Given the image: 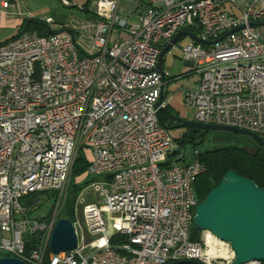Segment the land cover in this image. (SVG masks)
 <instances>
[{
  "label": "built area",
  "instance_id": "obj_1",
  "mask_svg": "<svg viewBox=\"0 0 264 264\" xmlns=\"http://www.w3.org/2000/svg\"><path fill=\"white\" fill-rule=\"evenodd\" d=\"M90 2L88 14L47 36L28 31L0 42V254L44 264L56 220L30 217L20 200L34 193L59 199L85 146L87 173L99 177L83 188L99 199L79 197L91 239L82 242L72 222L76 247L49 250L47 264H230L228 242L208 230L190 239L198 203L193 183L204 166L179 162L178 154L167 158L178 149L158 121L163 103L155 104L167 75L158 72V55L178 31L190 32L181 52L198 75L197 86L183 90L193 120L264 141V0ZM32 200L34 206L40 199ZM33 233L38 244L24 255L23 237ZM115 234L127 241L111 244Z\"/></svg>",
  "mask_w": 264,
  "mask_h": 264
},
{
  "label": "water",
  "instance_id": "obj_2",
  "mask_svg": "<svg viewBox=\"0 0 264 264\" xmlns=\"http://www.w3.org/2000/svg\"><path fill=\"white\" fill-rule=\"evenodd\" d=\"M242 25L233 28L227 33L238 30ZM186 31L176 33L158 55L157 69L164 76L162 58L164 53ZM188 35V34H187ZM196 40L200 41L199 38ZM213 42V41H212ZM212 42H202L204 44ZM191 63V62H190ZM162 92V91H161ZM162 94H160L156 106L160 107ZM168 130L193 127L205 130L231 131L248 136L256 144L264 149V141L253 132L228 125L203 123L193 119L179 118V122L173 125L161 124ZM179 153L174 150L167 155L172 158ZM195 231L208 230L217 238L228 242L234 252V258L230 264H243L257 259L264 260V185L258 186L249 178L242 177L232 170H228L222 176L220 182L215 185L206 196L194 207L192 222ZM77 245V236L71 220L58 218L52 229L48 248L50 252L57 254L69 251ZM0 264H25L15 256H1ZM166 264H203L196 260L181 259L170 261Z\"/></svg>",
  "mask_w": 264,
  "mask_h": 264
},
{
  "label": "trees",
  "instance_id": "obj_3",
  "mask_svg": "<svg viewBox=\"0 0 264 264\" xmlns=\"http://www.w3.org/2000/svg\"><path fill=\"white\" fill-rule=\"evenodd\" d=\"M90 0H86L83 3V12L88 14V4ZM36 32L39 35L47 36L50 32L54 31L44 20L39 18H24L21 24L17 27L16 31L12 36L7 39L14 38L24 32ZM165 47V46H164ZM164 95L162 96V100ZM158 121L160 125L162 123L166 125H173L179 122V116L176 110L172 107L169 109L165 105L160 108L157 113ZM178 129V128H177ZM183 129L177 136H173L168 130L174 141L177 144V149L179 151L177 156V161L188 162L192 159L197 160L204 166V171L201 172L195 179L193 183V188L196 193L198 202L201 201L206 194L217 185L222 176L228 170H232L238 175L249 178L254 181L258 186L264 185V157L261 155L264 149L258 144L255 152H249L243 148L237 147L235 145H224V146H209L208 133L214 130L198 129L193 127L179 128ZM190 149L191 153L187 151ZM91 159V152L88 147L80 146L76 152L75 158L73 160L70 172V182L68 186V192L65 202L61 209L62 218H67L73 220V205L75 199V193L80 191L83 187L88 185L98 178L96 176L92 177L88 175L87 168ZM171 159L163 162L164 164H170ZM38 194H28L23 196V199L30 200L29 204H32V199ZM48 197H52L47 194ZM39 206V205H37ZM32 207H36V204ZM44 217H39L44 220ZM200 231H195L192 228L191 240H197ZM39 234H25L23 237V253L28 255L34 246L38 244ZM127 241V237L120 234H115L110 238L111 244H120ZM49 248L47 246L43 263L47 264V255ZM1 256H10L8 253H1ZM27 264V263H26ZM264 264V260H263Z\"/></svg>",
  "mask_w": 264,
  "mask_h": 264
},
{
  "label": "rangeland",
  "instance_id": "obj_4",
  "mask_svg": "<svg viewBox=\"0 0 264 264\" xmlns=\"http://www.w3.org/2000/svg\"><path fill=\"white\" fill-rule=\"evenodd\" d=\"M69 5H63L60 0H8L9 8L4 10L14 9L18 13L19 18H39L44 19L47 16L52 17L55 20L54 24L50 27L55 29L57 27L58 18L69 19L72 17H82L85 13L79 9V7L86 0H69ZM1 2V0H0ZM91 6V2L88 4ZM44 17V18H43ZM53 20V21H54ZM190 41L188 35H184L176 44L172 45L170 50L164 55V70L168 72L172 79L168 82L165 88V96L172 95V106L178 112L179 118L191 120L194 110H187L188 107L184 106L180 102L179 96L180 92L184 89L190 88L194 83L195 79L198 77L194 72H186L187 67L183 64L181 47L186 45ZM186 72V73H184ZM176 124V123H175ZM183 129H174L170 133L173 136H177ZM208 145L209 146H224V145H235L237 147L243 148L249 152H255L257 146L254 141L246 135L234 133L231 131L214 130L208 133ZM191 153L190 149L187 151ZM264 157V152L261 153ZM72 166V165H71ZM71 172V168H70ZM99 179V177H97ZM70 182V175L68 179V185L59 199L54 197H48L45 193H39V201L36 203V207H32L29 204L30 200L21 199V205L28 209L30 217H44V220L49 221L54 218L56 221L61 216V209L66 199V194L68 192V186ZM85 188V187H83ZM83 188L75 193L74 205H73V220L75 222L78 230V235L82 236V242H88L91 236L86 232L82 221V203L79 201V197H83V203H86L92 199H99V195L96 193L85 194ZM39 205V206H37ZM79 239V237H78ZM78 243V241H77Z\"/></svg>",
  "mask_w": 264,
  "mask_h": 264
},
{
  "label": "crops",
  "instance_id": "obj_5",
  "mask_svg": "<svg viewBox=\"0 0 264 264\" xmlns=\"http://www.w3.org/2000/svg\"><path fill=\"white\" fill-rule=\"evenodd\" d=\"M1 2H2V0H1ZM1 2H0V4H1ZM10 3V2H9ZM83 5V4H82ZM9 4H8V8H9ZM7 7L6 8H2V7H0V42L2 41V40H4V39H6V38H9L10 36H12L13 34H14V32L16 31V29H17V27L21 24V22L23 21V19H24V17L23 18H19L18 17V13H17V11L16 10H14V9H11V10H4V9H7ZM47 17H50V16H47ZM44 18V17H43ZM52 18V17H51ZM53 19V18H52ZM54 20V19H53ZM68 19H62V18H58V22L59 23H57V27H60L63 23H65L66 21H67ZM54 23H55V20H54ZM57 27H56V29H57ZM181 31H186V30H180V31H178V32H181ZM177 32V33H178ZM186 32H188V31H186ZM188 34V36L189 37H191V33L190 32H188L187 33ZM187 34H185V35H187ZM184 35H182V36H180L177 40H179L181 37H183ZM176 40V41H177ZM176 41H175V43L174 44H176ZM167 43L168 42H166V43H164L163 45H162V47H161V50L164 48V46H166L167 45ZM173 44V45H174ZM172 47V46H171ZM170 47V48H171ZM170 48L165 52V53H167L169 50H170ZM160 50V51H161ZM165 53H164V55H165ZM164 55H163V58H164ZM163 58H162V67H163V70H164V60H163ZM183 64H184V66L185 67H187L188 69H187V71L186 72H193V70H192V63H190V62H188V61H184L183 60ZM186 72H184V73H186ZM165 73H167V75H165L164 76V84H163V89H162V92H161V94H162V96L164 95V98H163V100H161V103H163V105L160 107V108H163L165 105L167 106V108H173L174 110H176L173 106H172V104H171V102H172V95H170V96H165V88H167L166 86L168 85V82L172 79V77L171 76H169V74H168V72L167 71H165L164 70V74ZM197 78L195 79V81H194V83L191 85V87H196L197 86ZM179 99H180V102L181 103H183V105L186 107L187 105H185V103L183 102V90L180 92V96H179ZM188 107V109L187 110H189V109H191V110H194L192 107H190V106H187ZM177 112V111H176ZM177 115H178V112H177ZM179 116V115H178ZM192 119H193V116H192Z\"/></svg>",
  "mask_w": 264,
  "mask_h": 264
}]
</instances>
